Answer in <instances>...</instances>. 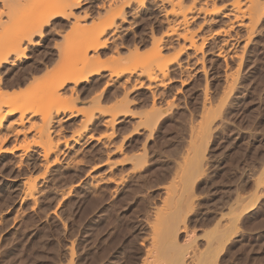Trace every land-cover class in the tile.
Returning a JSON list of instances; mask_svg holds the SVG:
<instances>
[{"label": "rangeland", "instance_id": "374dc122", "mask_svg": "<svg viewBox=\"0 0 264 264\" xmlns=\"http://www.w3.org/2000/svg\"><path fill=\"white\" fill-rule=\"evenodd\" d=\"M79 1H82V5L72 7L75 15L68 19L58 17L46 26V38L39 45L26 49L29 58L17 61L13 67L7 65L0 72L6 76L9 67L15 70V74L17 71L25 72L26 77L28 75L24 81L22 76L16 78L14 72L11 75L13 78L6 77L10 83L0 92L3 112L7 113L6 109L10 107L25 106L24 101L27 103V99L29 107L34 104L35 108V102L44 104L51 81L47 77L50 79L55 69L69 71L72 66L70 70H74V66L79 68L83 63L77 56L79 45L84 43V39L77 36L75 28L92 22L99 24L110 18L111 24L108 26L111 27L106 26L110 32L102 37L104 40L107 36L112 39H107L108 46L100 57L101 64L107 66L104 74L94 75L88 83L80 84L78 98L71 96L73 91L69 92L72 84L66 85V89L62 88V100L58 103H61L62 108L72 110L60 111L58 117L61 116V122L54 123L57 132L49 133L51 139L45 142L47 133L42 134L41 139L45 143L54 141L60 144L58 153H51L47 157L50 160H46L42 148L46 144H42V140H38L39 145L34 142L41 134V112L21 124L17 107L0 129L1 134L8 132L11 124H7L11 122L13 127L21 128L22 132L15 136L17 140L11 137L10 141L2 144L4 147L16 145L14 153L0 154V264H141L145 256L148 257L145 249L151 247V226L148 223L154 216L156 205L164 207L165 202L171 204L170 201L176 195H183V198L190 192V196L185 200L183 198L185 202L188 199V202H184L186 206L183 210H191L183 214L187 218L181 241L186 235L195 234V237L192 236L193 243L205 251L208 240L219 237L220 233L222 235L230 223L229 228H236L233 231L226 227L225 230L230 231H224L225 242L215 264H264V7L261 9L264 0L262 5L259 2L261 7L258 5V17L261 19L258 18L255 27L253 25L255 30L252 32L248 29H251L252 23L249 25V18L246 20L250 5L247 0H214L216 6L210 0V10L220 7L219 11L208 14L199 12L197 8L198 13H193L195 18H189L188 25H177L175 19L179 16L166 13L168 9L171 10L169 0ZM183 1L187 6L193 5L191 0ZM44 3L45 0H22L11 4L7 0H0V13L3 14L0 15V44L8 36L22 32L29 26L43 11ZM109 4L115 5L110 7ZM195 4L197 7L202 4L206 6L204 0H196ZM118 6L119 9L122 6V9L118 10ZM114 7H117L116 10ZM229 11L231 13L225 18L223 15ZM243 11L244 15L247 14L244 17L246 24L243 22L245 25L241 26L238 24L240 22L235 21L234 13ZM120 12L125 13L122 18L118 16ZM112 13L114 17L111 18ZM73 16L81 18L77 20ZM170 26L177 27L176 33L178 30L182 33H174L169 37L167 33L172 29ZM185 28L192 30V33L196 31L193 36L197 45L200 47L203 44L199 50L195 47L198 51L185 37ZM117 32L121 34L120 37L116 35ZM115 35L118 36V42L113 39ZM112 41H116L117 50L121 52L115 51V42ZM120 42L129 44L120 47ZM40 65L42 67L36 71L35 67ZM162 67L165 68L162 70L165 76L161 75ZM150 70L156 73L151 74ZM108 76L119 80L111 81ZM33 78L35 82L31 81ZM125 79L128 80L126 85ZM123 93L128 103L121 98L125 96ZM54 108L51 115H56ZM44 109L47 112L49 105H45ZM112 111H119L118 115L108 113ZM87 113H92L90 117L93 118L86 119ZM32 122L40 125L39 128L36 129L35 123V128L31 126ZM199 127L202 128L201 134ZM72 133L75 135L72 136ZM78 133L82 137L74 142V136L78 137ZM25 141L29 142L28 147ZM66 141L73 147L66 148ZM22 142H25V147H19ZM139 156L144 159L143 162L141 159L138 163L140 158L135 159ZM192 157L205 166L201 169L197 161L193 163ZM134 159L138 165L141 163V167ZM192 163L194 165L191 166ZM97 175L110 178L100 181ZM27 183L29 187L34 184L36 188L31 195L34 198L27 193ZM169 188L173 191L170 192ZM165 191L168 197L170 195L169 202ZM188 197H191V201ZM188 204L193 208H186ZM232 217L236 218L237 224L228 221ZM187 228H191L189 232Z\"/></svg>", "mask_w": 264, "mask_h": 264}, {"label": "bare ground", "instance_id": "6f19581e", "mask_svg": "<svg viewBox=\"0 0 264 264\" xmlns=\"http://www.w3.org/2000/svg\"><path fill=\"white\" fill-rule=\"evenodd\" d=\"M9 3H11V4H16V3H19V2H21L22 0H7ZM85 1V0H84ZM141 2H142V0H140ZM168 1V0H167ZM191 1H193V5H189V6H187V5H185L183 2V0H169V3L171 2V6H170V8H171V10H165L166 11V13H168V12H170L171 14H175V15H177V17L179 18H177V19H175V21L178 23L177 25H184V24H189V18H192V17H194L195 15L193 14V13H198L197 11H198V9L197 8H199V12H201V11H204V12H206V13H215V12H218L219 11V9H220V7H219V9L217 8H212V10H210V7H209V5H211L212 4V1H211V4H209L210 3V0H204V4L206 5L205 7H203L204 5L202 4V6H200V7H197L196 6V4H195V2H196V0H191ZM248 1V3L250 2V5H248V7L249 8H247V10H248V15H249V17H247L246 18V20L248 19L249 21H248V23L247 24H251L252 26H251V29L250 28H248L249 27V25L248 26H246L251 32H252V30L254 29V28H252L253 27V25H254V27H255V25H256V23H258L259 22V19H261V17H258V13L260 12V11H258V10H260V9H258V7L260 6L259 5V2L261 3V2H263V0L261 1V0H247ZM246 1V2H247ZM111 2H113V1H111ZM131 2V1H130ZM140 2V3H141ZM203 3V2H202ZM247 3V4H248ZM11 4H9V5H11ZM104 4V3H103ZM111 4V3H110ZM109 4V6L111 7V6H114L115 4H113V5H110ZM142 4V3H141ZM144 4V3H143ZM213 4L216 6L217 4L216 3H214V0H213ZM231 4V3H230ZM80 5H82V1H69V0H45V3H44V7H43V11L40 13V15L39 16H37V17H35V19L32 21V23L29 25V26H27L22 32H18V33H16L15 35H13V36H8L7 38H5L4 40L3 39H1V40H3V41H1L2 43L0 44V72H1V69L2 68H4V67H6L7 65H12V67L14 66V65H16L17 64V61L19 62V61H23L24 59H27V58H29V55L26 53V49H30L31 48V46H36V45H39L40 43H41V41L42 40H44V38H46V32H45V29H46V26H48L49 24H51V22L54 20V19H56V18H58V17H61V18H63V19H68L70 16H72V15H75V14H73L72 12V7L74 6H80ZM213 5V6H214ZM259 5V6H258ZM261 5H262V3H261ZM232 6V5H231ZM230 6V7H231ZM209 7V8H208ZM226 7V6H225ZM236 7V6H235ZM261 7V6H260ZM263 7H264V2H263V6H262V8L261 9H263ZM116 8L117 7H114V10H116ZM112 9V8H111ZM120 9H122V6H121V8ZM119 9V6H118V10H120ZM221 9H222V6H221ZM237 9V8H236ZM107 10H108V8H107ZM117 10V11H118ZM235 10V9H234ZM117 11H115L116 13H117ZM136 11V10H135ZM237 11H239V10H237ZM264 11V10H263ZM123 12V11H122ZM203 12V13H204ZM239 12H241V11H239ZM244 12V11H243ZM110 13H111V10H110ZM114 13V12H113ZM113 13L111 14V18H112V16L114 17V15H113ZM121 13V12H120ZM225 13V12H224ZM231 12L229 11V13L227 12L226 14H224L223 16L225 17V16H227L228 14H230ZM232 13H233V11H232ZM247 13V12H246ZM2 14V12L0 13V15ZM80 14V13H79ZM108 14V13H107ZM106 14V15H107ZM125 14V13H124ZM124 14H122L121 13V15L120 14H118V16H122L123 17V15ZM162 14V13H161ZM234 14H236V16H234ZM233 14V16L234 17H236V19H235V21L237 20L238 22H240V23H238L239 25H241V24H243V25H245L246 23V21L244 20V17L245 16H247V14L246 15H244L245 14V12L244 13H234ZM260 14H262V11H261V13ZM264 14V13H263ZM3 15V14H2ZM86 15V14H85ZM110 15V14H109ZM83 16V15H82ZM117 16V15H116ZM115 16V17H116ZM263 16V15H262ZM11 17V16H10ZM73 17H75L77 20L79 19V18H81L80 16H79V18H78V16H73ZM84 17V16H83ZM121 17V18H122ZM12 18H13V16H12ZM195 18V17H194ZM226 18V17H225ZM259 18V19H258ZM263 18V17H262ZM1 19V18H0ZM213 19V18H212ZM227 19H229V16H228V18ZM233 19V18H232ZM15 20V19H14ZM109 20H110V18L108 19V21H104V20H102V21H100V23L99 24H96V23H90L89 25H87V26H80V25H78L76 28H75V30H74V32H77V36H82V38L84 39L83 41H82V43L83 44H80L81 45V47H80V45H79V56H77V57H79L80 59H81V61H83V63L81 62V67H75L74 66V68L76 69H74V70H70L71 69V67L72 66H70V69H68L69 71H67V70H65V69H63V68H59V69H55L56 71L54 72L53 71V73H51L53 76H51L50 75V79H49V76L48 75H44V76H48L47 77V79L48 80H51V81H49L50 83L48 84L49 85V87H47L46 85H44V86H46L47 88H49V91L46 93L47 95H46V97H44V98H46L45 100H44V98L43 99H40V100H44V104L45 105H49V110L46 112V110L44 109V107H45V105L42 103L43 101H41V103L42 104H40L39 102V104L40 105H42V106H40V105H38V104H36V102H35V108H34V104L33 105H31L30 107H29V104H27L28 103V99L26 100L27 101V103L24 101V103L27 105H22V107H19V105L16 107L17 109H19L20 110V114L18 115L19 116V122L22 124L23 122H24V120H30V118H32V117H34L37 113H40L41 115L40 116H42L41 118H39L41 121H42V123H40V125H36V121L35 122H32V124L33 123H35V125L37 126H35L34 124L33 125H31V126H33L34 128L36 127V129L37 128H39V126H40V131H39V133H41L40 134V138L39 139H37V141H34L36 144H38L39 145V141L38 140H42L41 139V137H43V135H45L46 133L48 134H46V136H48L47 138H46V140H45V142H47V139L48 138H50V135H49V133L51 132V131H55L56 129L54 128V123H59V121H60V118L59 117H61V116H59L58 117V115L60 114V111H66V110H72V108H70V109H66V107H63L62 108V105H61V103H58L60 100H62V98H61V94H62V92H61V89L62 88H68L66 85H68V84H72L70 87H69V89H71V91H69V92H75L77 95H75V93L72 95V93H71V96H78L79 97V95L78 94H80L79 93V87L78 86H80V84L82 85V83L83 82H89V80H90V78L91 77H93L94 75H102V73H103V71L104 70H106V68H107V66H103V64H101L102 63V61H100V57L102 56V54L104 53V50H105V48H107V46H108V43H109V41H107V39H108V36L107 37H105L106 39L104 40L103 38H104V36H105V34H106V32H108L107 31V28L109 27H111V26H108L109 24H111L110 22H109ZM113 20H114V18H113ZM191 20V19H190ZM1 21V20H0ZM163 21V20H162ZM167 21V20H166ZM232 20L230 19V22H231ZM234 21V20H233ZM234 21V22H235ZM245 21V22H244ZM255 21H257V22H255ZM175 22V23H176ZM229 22V21H228ZM245 24H244V23ZM253 22H255V24H253ZM98 23V22H97ZM233 23V22H232ZM231 23V24H232ZM0 24H2V22L0 23ZM88 24V23H87ZM169 24V23H168ZM187 24V25H188ZM229 24V23H228ZM230 24V25H231ZM233 24H235V23H233ZM176 25V24H175ZM106 26H108V27H106ZM172 26H174V25H172ZM172 26H170V27H172ZM226 26V25H225ZM242 26V25H241ZM0 27H2V25H0ZM186 27V26H185ZM233 27V26H232ZM78 28V29H77ZM258 28V27H257ZM169 29V28H168ZM186 30H185V32H184V34H185V37L186 38H188V39H186V40H188L189 42V44L191 45V46H194L193 48H197L198 50H199V48L201 49L202 47L201 46H203V44L201 45L200 44V47H199V44L197 45V41L195 40L196 38H194L195 36H193V34L195 35V33H196V31H195V33H192V30H188V28H185ZM220 29V28H219ZM222 29V28H221ZM223 29H225V28H223ZM229 29V28H228ZM115 30V29H114ZM249 30H248V32H249ZM255 30V29H254ZM253 30V31H254ZM176 31H177V27L175 28V27H172V29H171V31L169 32V33H167L168 34V36L170 37V35H172V34H174V33H176ZM183 31V30H182ZM246 31V30H245ZM110 32V31H109ZM108 32V33H109ZM119 32V31H118ZM117 32V34L116 35H118L119 37H120V35H119V33ZM179 32H181V31H179L178 30V32L177 33H179ZM217 32V31H216ZM1 33V35H2V31L0 32ZM121 33V32H120ZM166 33V32H165ZM176 33V34H177ZM182 33V32H181ZM225 33V32H224ZM113 34V33H112ZM247 34V33H246ZM1 35H0V38H1ZM110 35V34H109ZM115 35V36H116ZM134 35H136V34H134ZM247 35H249V37H251L250 36V34H247ZM246 35V36H247ZM252 35V34H251ZM111 36H113V35H111ZM114 36V37H115ZM118 36H116V38H113V39H115L116 41H117V37ZM36 37H39V39H36ZM103 37V38H102ZM177 37H179V36H177ZM181 37V36H180ZM103 40H102V39ZM110 39H108V40H112L111 39V37H109ZM124 38V37H123ZM184 38V37H183ZM7 39V40H6ZM175 39V38H174ZM204 39V38H203ZM206 39V38H205ZM204 39V40H205ZM119 40V39H118ZM123 40V39H122ZM185 40V39H184ZM191 40V41H190ZM203 40V41H204ZM5 41V43H3ZM116 41H112L111 43H114L115 45L113 46V48H115L114 50L115 51H119V50H117V47H118V45H116ZM124 41V40H123ZM224 41H225V39H224ZM118 42V41H117ZM122 42H120V44H121ZM124 43V42H123ZM199 43V42H198ZM200 43H201V41H200ZM226 43V42H225ZM117 44H119V43H117ZM119 44V46L120 47H122V45L123 44H121L120 45ZM126 44H129L128 42H126ZM126 44L125 45H123V46H126ZM190 45H188V47L190 46ZM138 46V45H137ZM136 46V47H137ZM158 46V45H157ZM162 46V45H161ZM233 46V45H232ZM111 49H112V47L111 46H109ZM160 47V46H159ZM164 47H165V45H164ZM158 48V47H157ZM157 48H155V49H157ZM195 48V49H196ZM219 48V47H218ZM221 48V47H220ZM122 49V48H121ZM160 49V48H159ZM161 49H162V47H161ZM160 49V50H161ZM196 49V50H197ZM69 50V49H68ZM113 50V49H112ZM159 50V53L161 52ZM197 50V51H198ZM78 51V50H77ZM219 51V50H218ZM65 52V51H64ZM90 52H92V54L90 53ZM119 52H121V50L119 51ZM58 53H59V51H58ZM94 53V54H93ZM115 53V52H114ZM116 53H118V52H116ZM156 53V52H155ZM181 52H179V54H180ZM92 55V56H90V55ZM154 54V53H153ZM157 55H158V53H156ZM161 54V53H160ZM53 55V54H52ZM59 55V54H58ZM94 55H96V56H94ZM194 55V54H193ZM154 56V55H153ZM162 56V54L160 55V57ZM53 56H51L50 58H52ZM155 57V56H154ZM204 57V56H203ZM42 59V58H41ZM75 59H77V58H75ZM152 59V58H151ZM151 59H150V62H152L151 61ZM153 59H156V58H153ZM177 59V58H176ZM199 59V58H198ZM201 59V58H200ZM40 61V60H39ZM42 61V60H41ZM77 61V60H76ZM156 61V60H155ZM177 61V60H176ZM203 61V60H202ZM48 63V62H47ZM74 63V62H73ZM149 63V62H148ZM178 63V62H177ZM176 63V64H177ZM197 63V62H196ZM35 64V63H34ZM44 64V63H43ZM42 64V65H43ZM178 64H180V63H178ZM195 64V63H194ZM69 65V64H68ZM68 65L67 66H65V67H68ZM44 66H46V63L44 64ZM43 66V67H44ZM40 67H42L41 65L40 66H38V67H35L34 69L37 71L38 69L37 68H39V70H40ZM106 67V68H105ZM8 69L6 70L7 71V75L6 76H3L2 75V73H0V92L2 91V89H3V87H5V86H7V85H9V83H10V81H8V79L6 78V77H10L11 75H13V72L15 71H13L11 68H9V67H7ZM77 68L78 69H80V70H77ZM163 68V67H162ZM183 68V67H182ZM17 69V68H16ZM73 69V68H72ZM160 69V68H159ZM165 68H163V69H160L161 71L162 70H164ZM18 71H20L19 69H17ZM22 70V69H21ZM44 70H46V69H44ZM239 70V69H238ZM25 71V70H24ZM27 71V70H26ZM123 71V70H122ZM128 71V70H127ZM167 71V70H166ZM236 71H237V69H236ZM5 72V71H4ZM30 72V71H29ZM47 72V71H46ZM133 71H131V73H132ZM232 73H233V71H231ZM33 73H34V71H33ZM43 73H44V71H43ZM119 73V72H118ZM118 73H117V75H118ZM122 73V72H121ZM130 73V72H129ZM129 73L127 74V77H128V75H129ZM144 73H146V72H144ZM148 73H149V71L147 72V75H148ZM150 73H151V70H150ZM152 73H156V72H152ZM151 73V74H152ZM161 73V72H160ZM229 73V72H228ZM227 73V74H228ZM104 74V73H103ZM110 74V73H109ZM113 74V73H112ZM116 74V73H115ZM120 74V73H119ZM141 74V73H140ZM150 74V75H151ZM157 74H159V73H157ZM165 73L162 71V74L161 75H163V76H165L164 75ZM166 74H168V73H166ZM237 74V73H236ZM14 75H15V77L16 78H21V76H22V78L21 79H23V81H24V78H27L28 77V75H27V77H26V73L25 72H23V73H20V72H17L16 71V74H15V72H14ZM39 75V74H38ZM131 75V74H130ZM160 75V74H159ZM231 75H233V74H231ZM230 74H229V76H231ZM34 76V75H33ZM32 76V77H33ZM162 76V77H163ZM228 76V77H229ZM234 76V75H233ZM12 77V76H11ZM10 77V78H11ZM53 77V78H52ZM124 77H126V76H124ZM126 77V78H127ZM133 77V76H132ZM148 77V76H147ZM151 77V76H150ZM155 76H152L151 78H154ZM158 76H156V78H157ZM190 77V76H189ZM13 78V77H12ZM38 77H36V79H37ZM40 78V77H39ZM38 78V79H39ZM113 78V76L111 77V78H109V76H108V79H111V81L113 80L112 79ZM118 78V77H117ZM164 79H165V77H163ZM21 79H19V80H21ZM34 79V78H33ZM31 80V81H33V82H35L36 81V79H34V80ZM41 79V78H40ZM43 79H44V77H43ZM42 79V80H43ZM128 80L130 79V78H127ZM134 79V78H133ZM162 79V78H161ZM160 79V80H161ZM29 80V81H30ZM47 80V81H48ZM115 80H119V79H115ZM115 80H113V81H115ZM128 80H126L125 79V85H126V82L128 81ZM136 80V79H135ZM168 80H169V78H168ZM40 81V80H39ZM137 81V80H136ZM17 82V81H16ZM32 82V83H33ZM107 83L109 82V81H106ZM155 82H157L156 80H155ZM162 82H163V79H162ZM162 82H160V83H162ZM235 82V81H234ZM233 82V83H234ZM29 83V82H28ZM31 83V82H30ZM39 83V82H38ZM43 83H44V81H43ZM42 82H40V84L42 85L43 84ZM110 83V82H109ZM133 83H135V82H133ZM228 83V82H227ZM14 84H15V82H14ZM20 84V83H19ZM35 84V83H34ZM84 84V83H83ZM106 84V83H105ZM111 84V83H110ZM139 84H140V82H139ZM119 85H120V83H119ZM127 85H129V84H127ZM66 86V87H65ZM135 86V85H134ZM165 86V85H164ZM207 86V85H206ZM36 87V86H35ZM138 87V86H137ZM149 87H151V86H149ZM227 87H228V85H227ZM37 88V87H36ZM41 88V87H40ZM78 88V89H77ZM46 89V88H45ZM68 89V90H69ZM26 90V89H25ZM33 90V89H32ZM62 90H64V89H62ZM45 91V90H44ZM46 92V91H45ZM81 92V91H80ZM207 92V91H206ZM225 92V91H224ZM226 92H227V90H226ZM225 92V93H226ZM50 93V94H49ZM228 93V92H227ZM1 94V93H0ZM42 94V93H41ZM45 94V93H44ZM124 94V93H123ZM125 95V94H124ZM224 95H226V94H224ZM1 96V95H0ZM50 96V97H49ZM205 96V95H204ZM207 96V95H206ZM221 96H223V95H221ZM49 97V98H48ZM77 97V98H78ZM121 98H123L124 100H126V102L128 101V98H127V96L125 95L124 97H121ZM126 98V99H125ZM1 99V98H0ZM123 99H121L120 101H122ZM207 99V98H206ZM220 99H221V97H220ZM29 100H30V98H29ZM123 100V101H124ZM224 100V99H223ZM222 100V101H223ZM1 101V100H0ZM7 101V100H6ZM119 101V102H120ZM203 101H206V100H204L203 99ZM30 102V101H29ZM61 102V101H60ZM125 102V101H124ZM123 102V103H124ZM218 102V101H217ZM4 103V102H3ZM23 103V104H24ZM117 103V102H116ZM122 103V102H121ZM128 103V102H127ZM223 103V102H222ZM221 103V104H222ZM31 104V103H30ZM60 104V105H59ZM204 104V103H203ZM36 105H37V107L38 106H40V107H36ZM128 105V104H127ZM126 105V106H127ZM208 105H209V103H208ZM5 106H7V105H5ZM21 106V105H20ZM56 107V108H54L55 109V114L57 115H51V114H53L51 111H52V109H53V107ZM210 106H212L211 105V103H210ZM115 107V106H114ZM203 107H204V105H203ZM213 107V106H212ZM219 107V106H218ZM9 108V107H8ZM16 108H14V107H10L9 109H6V110H8V112L7 113H5V112H3V104H0V129H1V127H3L4 126V121L8 118V115H12L13 114V111L14 110H17ZM21 108V109H20ZM46 108H48V106H46ZM208 108H210V107H208ZM51 109V110H50ZM206 109V108H205ZM43 110H45V112L43 111ZM73 110H74V108H73ZM125 110V109H124ZM209 110V109H208ZM210 110H211V108H210ZM79 111V110H78ZM63 112H61L62 114H63ZM72 112V111H71ZM119 111H112V112H108L109 114H114L115 115V113H116V115H118L117 113H118ZM126 112V111H125ZM205 112V111H204ZM203 112V113H204ZM124 113V112H123ZM127 113V112H126ZM72 114H74V112H72ZM76 114H77V112H76ZM88 115V117L87 116H85L86 117V119L87 118H89V119H91V118H93V117H90V115L92 114H89V113H87ZM39 115V114H38ZM64 115V114H63ZM75 115V114H74ZM107 115V114H106ZM210 115H212L211 113H210ZM37 116V115H36ZM67 117H68V115H66ZM70 116H72L71 115V113H70ZM69 116V117H70ZM94 116H96L95 114H94ZM146 116H149V115H146ZM203 117H202V119L204 120V115H202ZM213 116V115H212ZM74 117V116H73ZM108 117V116H107ZM110 117V116H109ZM114 117V119H115V116H113ZM211 117V116H210ZM18 118V117H17ZM58 118H59V120H58ZM63 118V117H62ZM144 118V117H143ZM148 118V117H147ZM209 118V117H208ZM16 119V118H15ZM86 119H84V122H86L85 120ZM96 119V118H95ZM105 119V118H104ZM152 119V118H151ZM92 120H94V119H92ZM89 121V120H88ZM105 121V120H104ZM149 121V120H148ZM202 121V120H201ZM200 121V123L203 125V123ZM205 121H207V120H205ZM215 121V120H214ZM18 122V121H17ZM61 122V121H60ZM81 122V121H80ZM83 122V123H84ZM94 122V121H93ZM106 122V124H107V121H105ZM204 122V121H203ZM143 123V122H142ZM145 123V122H144ZM199 123V122H198ZM11 124V125H10ZM61 124V123H60ZM85 124V123H84ZM92 124V123H91ZM108 124H111L112 125V123H109L108 122ZM212 124V123H211ZM7 125H10L9 127L7 126ZM6 126L8 127V132L6 131L5 133H0V154L2 153V152H8V153H14V151H15V149L17 148L16 147V145H14V144H11L12 146L10 147V146H6V147H4V146H2V144H4V143H7L8 141H10V138L11 137H15V136H17L18 134H20V133H22L21 132V128L19 129V128H17V127H15V125H14V127L12 126V123L10 122L9 124H7ZM140 125V124H139ZM199 125V124H198ZM82 125H80V127H81ZM87 126V125H86ZM147 126V125H146ZM6 127V128H7ZM144 127V126H143ZM213 127H215V126H213ZM212 127V128H213ZM83 128V127H82ZM81 128V129H82ZM111 128H112V126H111ZM151 128V127H150ZM194 128V127H193ZM200 128V127H199ZM23 129V128H22ZM31 129V128H30ZM35 129V130H36ZM59 129V128H58ZM84 129V128H83ZM202 128H200L199 129V131L201 130ZM214 129V128H213ZM5 130V129H4ZM48 130H49V132H48ZM62 130V129H61ZM60 130V131H61ZM76 130V129H75ZM74 130V131H75ZM78 130V129H77ZM136 130V129H135ZM207 130V129H206ZM37 131V130H36ZM35 131V132H36ZM137 131V130H136ZM151 131V130H150ZM24 132V131H23ZM56 132H57V130H56ZM55 132V133H56ZM77 131H75L74 133H76ZM78 132H79V130H78ZM112 132V131H111ZM197 132V131H196ZM210 132H212V131H210ZM45 133V134H44ZM74 133H72V136H73V134ZM81 133H82V131H81ZM110 133V132H109ZM36 134V133H35ZM43 134V135H42ZM54 134V133H53ZM77 134V133H76ZM79 135H78V137L77 136H74L75 137V139H74V142L76 141V142H78L79 141V139H81L80 137H82L81 135H80V133H78ZM83 134V133H82ZM114 134V133H113ZM199 134H201V131H200V133ZM34 135V134H33ZM75 135V134H74ZM197 135H198V133H197ZM37 136H38V134H37ZM199 136V135H198ZM201 136V135H200ZM199 136V137H200ZM71 137V136H70ZM87 137V136H86ZM91 137H93V136H91ZM124 138V137H123ZM15 139L17 140V138L15 137ZM51 139V138H50ZM52 139H54V138H52ZM58 139V138H57ZM111 139V138H110ZM44 140V139H43ZM42 140V144H46L45 146H43L42 148H43V151H44V154H43V156H44V158L46 159V160H50V159H47V157L51 154V153H54V152H56L57 150H59V145L60 144H57V143H53V142H50L49 144L48 143H45L44 141ZM27 141V140H26ZM25 141V142H26ZM58 141V140H57ZM60 141V140H59ZM64 141H65V139H64ZM109 141V140H108ZM14 142V141H13ZM25 142H22V144H19V147H21V146H23V147H25V145H23ZM32 142H33V140H32ZM31 142V143H32ZM71 142V141H70ZM112 142V141H111ZM110 142V143H111ZM60 143V142H59ZM62 143V142H61ZM102 143H104V142H102ZM120 143V142H119ZM119 143H118V145H119ZM122 143V142H121ZM203 143L204 142H202V145H203ZM16 144V143H15ZM27 144H29V142H26V147H28V145ZM51 144V145H50ZM52 144H54V145H52ZM56 144V145H55ZM79 144V143H78ZM109 144V143H108ZM30 145V144H29ZM64 145L66 146V148H72L73 147V144L72 145H69V142L68 141H66L65 143H64ZM111 145V144H110ZM109 145V146H110ZM120 145H122V144H120ZM42 145H40V147H41ZM48 146V147H47ZM117 146V145H116ZM22 147V148H23ZM34 148V147H33ZM119 149H120V146L118 147ZM118 148L116 149V150H118ZM115 149V148H114ZM26 150H27V148H26ZM66 150H68V149H66ZM113 151V150H112ZM111 151V152H112ZM115 151V150H114ZM113 151V152H114ZM42 152V151H41ZM61 152H63L62 151V149H61ZM110 151H109V153H111ZM37 153H39V152H37ZM56 153H58V151L56 152ZM56 153H55V155H56ZM200 153V152H199ZM40 154V153H39ZM42 154V153H41ZM62 154V153H61ZM67 154V153H66ZM55 155H54V157H55ZM64 155V154H63ZM136 156H138V155H136ZM107 157H109V156H107ZM189 157V156H188ZM53 158V157H52ZM137 158H140V160L138 161V163L141 161V157L139 156V157H136L135 159L136 160H138ZM193 158V157H192ZM198 158H201V157H198ZM206 158V157H205ZM56 159H58V154L56 155ZM56 159H55V162H56ZM108 159V158H107ZM106 159V160H107ZM134 159V160H135ZM186 159V158H185ZM184 159V160H185ZM40 160H41V158H40ZM45 160V161H46ZM52 160V159H51ZM105 160V161H106ZM109 160V159H108ZM135 160V163L138 165V163H137V161ZM143 160L144 159H142V161L141 162H143ZM195 157L193 158V163L194 164H196V161L197 160H195ZM199 160V159H198ZM44 160H42V163L43 164H45L44 162H43ZM104 161V162H105ZM110 161V160H109ZM108 161V162H109ZM200 161V160H199ZM203 161V160H202ZM100 162V161H99ZM145 162V161H144ZM183 162V161H182ZM201 162V161H200ZM41 163V164H42ZM46 163H48L47 161H46ZM50 163H53V162H50ZM111 162H109V164H110ZM134 163V167L136 166V164ZM146 163V162H145ZM190 164L191 166L192 165H194V164ZM197 163H198V161H197ZM100 164V163H99ZM99 164H97L96 166H98ZM101 164H102V162H101ZM108 164V163H107ZM109 164H108V166H109ZM198 164H202V163H198ZM204 164V163H203ZM140 165H141V163H140ZM140 165H138L139 167H141ZM184 165V164H183ZM189 165V166H190ZM42 166V165H41ZM45 166H46V168H47V165L45 164ZM49 166V165H48ZM143 166V165H142ZM181 166V165H180ZM179 166V167H180ZM188 166V168H190ZM197 166V165H196ZM199 166V165H198ZM203 166H205V165H203ZM202 165L200 166V168L201 167H203ZM94 167V166H93ZM112 167V166H111ZM133 167V169L132 170H134L135 168ZM144 167V166H143ZM94 168H96V167H94ZM138 168V167H137ZM183 168V167H182ZM192 168V167H191ZM197 168V167H196ZM109 169V168H108ZM193 169V168H192ZM198 169V168H197ZM197 169H195V171H197ZM202 169V168H201ZM206 169V168H205ZM46 170V169H45ZM48 170V169H47ZM140 170V169H139ZM204 170V169H203ZM111 171V170H110ZM180 171H181V169H180ZM189 171V170H188ZM195 171H194V176L196 175V173H195ZM45 172V171H44ZM47 172V171H46ZM174 172H176V171H174ZM202 172L203 171H201V174H202ZM48 173V172H47ZM100 173V172H99ZM177 173H179V171H177ZM176 173V175H178ZM182 173V172H181ZM45 174V173H44ZM101 174V173H100ZM94 175H96V174H94ZM103 175H105V174H103ZM112 175V174H111ZM175 175V174H174ZM175 175V176H176ZM179 175H181V174H179ZM183 176L185 175V174H182ZM173 176V175H172ZM193 176V177H194ZM26 177V176H25ZM24 177V178H25ZM96 177H99V179H100V181L101 180H106V181H108L109 179H108V177H106V176H101V175H97ZM143 177V176H142ZM180 177H182V176H180ZM179 177V178H180ZM30 178V177H29ZM32 178V177H31ZM37 178V177H36ZM35 178V179H36ZM44 178V177H43ZM46 178V177H45ZM110 178V177H109ZM174 178V177H173ZM26 179V178H25ZM35 179H30V180H35ZM98 179V178H97ZM98 179V180H99ZM108 179V180H107ZM115 179V178H114ZM143 179V178H142ZM44 180V179H43ZM111 180V179H110ZM117 180V179H116ZM144 180V179H143ZM196 180V179H195ZM27 181V180H26ZM25 181V182H26ZM95 181V180H94ZM171 181V180H170ZM178 181V180H177ZM182 181V180H181ZM24 182V183H25ZM28 182V181H27ZM32 182V181H31ZM36 182V181H35ZM39 182V181H38ZM185 182V181H184ZM194 182H196V181H193V183ZM34 183V182H33ZM99 183V182H98ZM179 183V182H178ZM28 184V183H27ZM35 184V183H34ZM34 184L31 186L30 185V187H29V184H28V189H29V192H27V193H30L29 194V196H31V195H33V193H34V190L36 189V188H34L35 186H34ZM151 184V183H150ZM174 184H176V183H174ZM184 184V183H183ZM25 185V184H24ZM182 185V184H181ZM191 185H193V184H190V186ZM151 186V185H150ZM177 186V185H176ZM167 187H168V185H167ZM170 187V186H169ZM173 187H174V185H173ZM25 188H27V187H25ZM180 188V187H179ZM190 189H192L191 187H189ZM27 189V190H28ZM163 189V188H162ZM171 188H169V191L170 192H172L173 191V189H172V191L170 190ZM190 189H189V191H190ZM194 189V188H193ZM166 190H168V189H166ZM176 190V189H175ZM179 190V189H178ZM188 190V189H187ZM36 191V190H35ZM180 191H183V190H181V188H180ZM188 191V192H189ZM39 192V191H38ZM166 192L167 191H165L164 193H165V195H166ZM169 192V193H170ZM175 192V191H174ZM193 192H194V190H193ZM25 193H26V189H25ZM26 193V194H27ZM178 193V192H177ZM180 193V192H179ZM183 193V192H182ZM192 192H190V194H191ZM186 194V193H185ZM190 194H187L185 197H183L184 198V200H185V198H187V196H190ZM38 195V194H37ZM37 195H35V196H37ZM164 195V197H166ZM171 195H174V193H171ZM181 195V194H180ZM194 195H196V194H194ZM179 195H176L175 197L177 198ZM183 196V195H182ZM182 196H180V197H178L177 199L176 198H173V200L172 201H170L171 202V204H167V202H165L166 204H164V207H161L162 205H160V207H158L157 205H156V208H155V210H154V216H153V218H151L152 220L150 221L151 222V224H150V222L148 223L150 226H151V230H150V232H151V236H152V238L151 239H149L151 242V247L150 248H148V250L147 249H145L146 250V255L148 254V257L147 256H145V259L142 261V263L141 264H215L216 262H217V259H218V255H219V250L222 248V246H223V242H225V241H223V238H224V235H225V233L226 232H224V231H227V230H225L226 229V227H228L229 226V224L226 226V224L225 225H223L224 227H225V229H224V231L222 232V235H221V233H220V229L218 230L219 232H218V234L220 233V236L219 237H214V239L212 238V239H209L208 240V242H207V249L205 250V251H203L201 248H198V246L196 247V245L197 244H195V243H193L194 242V238L193 237H195V234H194V236L192 235L193 233V231L191 232V235L193 236H187L186 234V236H185V238L184 239H182V241L180 240V237H181V232L183 231V226L185 225V218H187V217H185L183 214H186V213H184V211H186V210H183L184 208H185V206H186V204L184 205V202L185 201H183V198H182ZM24 197V196H23ZM31 197H33V196H31ZM168 197V196H167ZM169 197H170V195H169ZM168 197V199L167 198H165V201H167L168 200V202H169V198ZM196 197V196H195ZM194 197V198H195ZM34 198V197H33ZM172 198V197H171ZM189 198V197H188ZM191 198V197H190ZM189 198V199H190ZM164 199V198H163ZM167 199V200H166ZM176 199V200H175ZM196 199V198H195ZM163 201V200H162ZM162 201H161V203H162ZM190 201H191V199H190ZM154 202V201H153ZM186 202H188V199H187V201ZM185 202V203H186ZM195 203V202H194ZM193 203V204H194ZM234 205V204H233ZM184 206V207H183ZM155 207V206H154ZM189 207V204H188V206L186 207V208H188ZM190 207H192V206H190ZM189 207V208H190ZM196 207V206H195ZM193 208V207H192ZM230 208H232V206L230 207ZM236 209V208H235ZM191 210V209H190ZM189 210V211H190ZM237 210V209H236ZM188 211V212H189ZM187 212V211H186ZM187 212V213H188ZM192 212V211H191ZM148 213V212H147ZM190 214V213H189ZM147 215V214H146ZM152 214H150V216H151ZM148 216V215H147ZM217 218V217H216ZM229 218V217H228ZM148 219H150L149 217H148ZM226 219V218H225ZM231 220V221H230ZM236 220V218L235 217H232V219L230 218L228 221L229 222H232L231 224H237V221H235ZM220 221V220H219ZM218 221V222H219ZM224 221V220H223ZM228 221H227V223H228ZM181 222H182V224H181ZM147 224V223H146ZM234 224V225H235ZM182 225V226H181ZM187 225V224H186ZM149 226V227H150ZM186 227V226H185ZM184 227V228H185ZM189 227V226H188ZM220 227H222L221 225H220ZM236 228V227H235ZM235 228L234 227H232L231 228V226H230V228L228 227L227 229H234L235 230ZM188 229V228H187ZM189 229H191V228H189ZM189 229L188 230H186V231H188L189 232ZM221 229H223V228H221ZM147 230V229H146ZM233 230V231H234ZM184 231H185V229H184ZM185 231V232H186ZM196 231V230H195ZM228 231H230V230H228ZM227 231V232H228ZM224 233V234H223ZM230 233V232H229ZM228 233V234H229ZM147 234H149V233H147ZM228 234H227V236H228ZM150 235V234H149ZM231 235V234H230ZM233 235V234H232ZM207 236V235H206ZM196 237H198L197 235H196ZM226 237V236H225ZM150 238V237H149ZM216 238V239H215ZM226 238H228V237H226ZM225 238V239H226ZM198 239V238H197ZM197 239H195V240H197ZM224 239V240H225ZM207 241V240H206ZM205 241V242H206ZM227 241V240H226ZM142 242V241H141ZM143 243V242H142ZM198 243V242H197ZM144 245V244H143ZM150 245V244H149ZM195 245V246H194ZM215 245H216V247H215ZM205 246V245H204ZM203 246V247H204ZM148 247V246H147ZM144 251V250H143ZM214 252V253H213ZM150 253L152 254V255H150ZM147 257V258H146ZM141 261V260H140Z\"/></svg>", "mask_w": 264, "mask_h": 264}]
</instances>
